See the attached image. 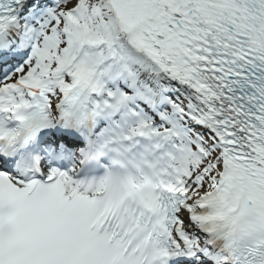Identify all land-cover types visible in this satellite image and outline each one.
I'll use <instances>...</instances> for the list:
<instances>
[{"label": "snow or ice", "instance_id": "obj_1", "mask_svg": "<svg viewBox=\"0 0 264 264\" xmlns=\"http://www.w3.org/2000/svg\"><path fill=\"white\" fill-rule=\"evenodd\" d=\"M0 264H264V0H0Z\"/></svg>", "mask_w": 264, "mask_h": 264}]
</instances>
